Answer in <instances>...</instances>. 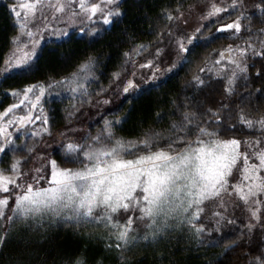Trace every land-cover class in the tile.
<instances>
[{
	"label": "snow or ice",
	"instance_id": "6c2138e0",
	"mask_svg": "<svg viewBox=\"0 0 264 264\" xmlns=\"http://www.w3.org/2000/svg\"><path fill=\"white\" fill-rule=\"evenodd\" d=\"M124 2L20 0L14 3L10 11L19 30L12 37L16 47L0 68V77L35 70L34 59L40 44L36 37L41 32L47 30L56 37L69 36L67 27L53 28L47 23L49 17L66 25L99 22L102 28L91 27L90 31L86 27L79 28L81 33L96 37L101 31H109L120 23L127 14L120 7ZM194 7L189 5L184 9L182 2H178L175 8L163 9L160 16L168 24L157 33L156 42L162 43L166 35L167 47H156L152 59L139 63L134 57L141 56L151 45H135L121 53L123 65L132 66L131 76L124 80V72L112 73L110 83L122 93H129L139 88L132 78L137 69H149L152 81L159 78L158 61L165 52L170 60L173 55L176 57L164 70L172 72L178 63L189 62L196 40L208 41L215 38V33L230 32L234 38H240L244 31L250 33L242 45H227L219 50L216 59L209 61L206 58L205 66L199 67L185 83L181 90L183 94L170 100V110L156 114L154 123H159L165 116L170 117L166 128H149L134 141L127 140L114 132V126L126 116L115 117L105 119L96 135L89 132L76 139V133L81 129L70 126L80 109L73 107L67 113L64 131L59 134L61 139L56 141L60 146L58 161L47 151L51 147L49 144L41 151H37L36 145L25 147V142L15 147L16 141L9 129L23 130L32 125L28 133L31 137L51 136L49 117L40 101L46 94L52 95L54 87L70 93L73 100L80 96L87 97L93 106L109 104L110 101L103 98L108 89L101 87L95 101L88 92V84L96 79L97 58L88 56L73 72L47 84L28 85L22 92L12 90V95L22 98L0 112V152L23 150L27 155L14 158L7 169L0 168V221L3 222L0 223V256L6 245H14L7 264H47L39 244L48 239V228L61 224L74 226L76 232L82 225L103 226L106 230L105 250L114 255L117 264H133L127 252L142 242H155L177 227L187 231L197 246L212 248L218 247L223 237H206L220 233L222 226L238 225L235 238L227 239L223 251L214 254L205 264H230L227 253L237 250L239 259H246V264H264V112L260 111V106L264 105V67L256 71L255 78L260 81L257 88L248 91L240 85L243 81L245 86H250L248 69L253 64L249 62V54L253 60L264 57V39L259 38L264 36V28H252L247 0H231L226 6L216 0L211 3L205 0L200 24L188 34L184 32L188 23L185 12ZM252 8L264 17V0ZM237 10L235 19L220 24L207 36H200L212 19ZM38 19L45 23L33 30ZM252 32L257 34L255 42ZM216 52L213 49V54ZM221 80L224 81L222 91L214 86ZM245 104L258 114H246L240 107ZM21 106L27 109L26 114L9 118ZM234 106L239 112V122L255 131V137L243 140L220 138L221 131L235 130V124H225L226 119H231ZM37 107L40 108L39 115L34 114ZM36 121L41 124L37 126ZM29 160L33 161V166L25 170ZM236 172L239 180L233 183ZM226 197L234 198L232 207L245 213L242 222L226 214L229 207ZM10 200H14L11 205ZM209 204L215 205V210L207 217L212 226L201 223L209 211ZM118 216L123 222L117 219ZM79 234L88 238L94 235L91 232ZM61 264H88V259L77 253ZM92 264H104L103 254Z\"/></svg>",
	"mask_w": 264,
	"mask_h": 264
},
{
	"label": "trees",
	"instance_id": "16d2710c",
	"mask_svg": "<svg viewBox=\"0 0 264 264\" xmlns=\"http://www.w3.org/2000/svg\"><path fill=\"white\" fill-rule=\"evenodd\" d=\"M201 0H125L120 5L126 10V15L119 24L113 25L109 31H101L98 36L93 37L79 31L80 27H86L89 31L91 27L102 28L101 23L97 22L92 25L87 23H77L74 29L69 33L68 37H60L45 41L37 47V57L34 59L35 70L26 74H9L7 78L0 77V112L7 106L14 103H19L22 98L12 95V90H22L33 84L51 82L52 79H60L76 69V66L88 56L97 58V63L94 69L96 79L88 84V92L91 94L93 101L97 99L96 93L103 87L108 89L104 93L103 98L110 101L107 105L93 106L87 97L77 96L74 100L71 99V94L64 92L59 87L51 89L52 95L46 94L41 98L40 105L44 112L49 117V125L52 135L45 134L42 137H31L28 135L32 129V125H27L23 130L13 131L12 136L16 141L15 147H19L22 142H25V147L36 145L37 151H40L42 142L51 141L53 149L50 152L53 158L60 160L59 144H54L55 139H61L60 133L64 131L68 121L67 113L73 107L79 108L80 112L74 119L70 127L77 128L81 126L83 121L85 129L76 133V139L85 133L96 135L103 126L105 119H114L115 117H125L120 124L114 126L115 135L124 137L127 140H135L140 137L143 131L149 128L157 130L168 126L170 117L165 116L159 123H154L158 112L167 113L170 108V100L178 94H183L182 89L187 81L197 73L199 67L205 66V59L209 61L218 57L219 50L227 45H242L244 39L250 33L244 31L240 38H234L230 32L215 33V38L208 41L198 39L195 42L193 51L189 54V62H180L177 67L168 75L158 78L156 81L138 82L135 77V83L139 85L137 90L129 93H122L120 89L111 84L112 73L116 71L124 72L123 79L127 80L132 73V66L123 65V57L121 53L138 44L151 45V48L146 49L139 57H134L138 62H144L149 58V52L154 55L155 48L162 46L168 41L167 36L162 43H157V33L165 28L168 21L164 20L160 13L165 8H175L178 2H182L183 8L188 9L189 5L199 3ZM20 0H0V68L3 67L12 50L16 46L12 37L18 33V28L14 24V17L10 11V6L18 3ZM261 3V0H256L255 4ZM227 2L222 6H226ZM254 5V4H253ZM252 15V28H264V17H260L255 13L253 8H249ZM237 12L222 13L218 18L212 19L211 23L200 33L201 37L207 36L209 32H214L220 24L228 23L235 19ZM247 23V22H246ZM127 33V34H126ZM253 42H255L257 34L251 33ZM264 39V36H260ZM259 47V44H257ZM213 49L217 52L213 54ZM249 62L253 64L248 69L250 74V86H245L243 81H240L241 88H247L248 91H253L260 84V81L255 78L258 68L264 67V57H255L254 60L249 54ZM227 63V62H225ZM139 70H136V74ZM127 78V79H126ZM224 81L216 83L214 86L221 89ZM191 91V86H189ZM59 92V95L55 93ZM34 99V96L31 97ZM219 98V97H217ZM244 112L248 115H257L255 109L249 105H241ZM22 112L24 106L17 108L15 111ZM260 111L264 112V105L260 106ZM18 114V113H17ZM35 115L40 114V108L34 110ZM175 118V117H172ZM41 121H36L39 126ZM225 124H235L233 131H221L220 138L227 139L236 137L242 139L245 137H253L257 133L247 129L239 122V112H232L230 120H225ZM56 142V140H55ZM55 146V147H54ZM27 155L23 150L12 151L11 149L0 152V168L7 169L14 158ZM32 160H29L25 165V170L29 168ZM77 166V165H64ZM138 214V213H137ZM121 219V217H117ZM126 219V217H125ZM121 222L123 220L121 219ZM0 223H3L0 221ZM201 223H207L212 226L205 217ZM239 226L221 227L220 233H213L211 237L206 239L223 237L220 240L218 247L207 248L206 245L197 246L195 241L190 238L187 231H181L179 227L168 233L163 234L162 238L152 243H140L126 255L133 261V264H205V261L212 259L214 254L223 251V244L227 239L235 238L238 233ZM93 233L92 238L81 236L79 233ZM48 239L39 244L40 252L46 256L47 264H61L62 261L77 253L85 255L88 259V264L103 254L104 264H117L114 255L109 254L105 250L106 230L101 227H96L95 224L81 226L79 232L75 231L74 226L61 224L60 226L52 225L47 230ZM14 245L8 244L4 248L3 255L0 256V264H7L8 257L12 253ZM230 264H246V259L241 260L238 256V250L227 253Z\"/></svg>",
	"mask_w": 264,
	"mask_h": 264
},
{
	"label": "rangeland",
	"instance_id": "374dc122",
	"mask_svg": "<svg viewBox=\"0 0 264 264\" xmlns=\"http://www.w3.org/2000/svg\"><path fill=\"white\" fill-rule=\"evenodd\" d=\"M212 2V0H208V3H211ZM216 2L217 3H219L221 6L222 5H224V3H231V0H216ZM255 2H256V0H247V5H248V7L249 8H251L252 6H253V4H255ZM195 5V7L191 10V11H186L185 12V18L187 19V21H188V23H187V25H186V27L184 28V32L185 33H188V34H190L196 27H198L199 26V24H200V20H199V17H200V15L202 14V9H204L205 8V0H201L199 3H197V4H194ZM74 6H75V3H74ZM78 10V9H77ZM57 15H60V14H57ZM65 16L67 15V13H65L64 14ZM45 23V21H43V20H37V22H36V25L33 27V30H35V27L36 26H40V27H42L43 26V24ZM47 23H50L51 25H52V27L53 28H65V27H67V29H68V31H69V33L75 28L74 26L75 25H66L65 23H57L55 20H53L51 17H49V20L47 21ZM37 39H40V44L41 43H43V42H45V41H48V40H51V39H56V38H60V37H56V36H54V35H50V34H48V31L47 30H45L44 32H41L40 34H38L37 35V37H36ZM168 43H169V41H167V42H165V43H163L162 44V46L160 45L159 47H161V48H166L167 47V45H168ZM39 44V45H40ZM16 47V46H15ZM14 47V48H15ZM12 54L13 53H11L10 54V57L12 56ZM154 55H155V53H154ZM154 55H150V57L149 58H146V59H152L153 58V56ZM176 59V57H175V55H173L172 57H171V60L169 59V56H168V54H167V52H165L163 55H162V58L158 61L159 63H160V68H161V72L160 73H157V76L158 77H160V78H162V77H165L166 75H168L170 72H165L164 70L165 69H167L168 67H169V64L173 61V60H175ZM4 63H5V61H4ZM139 63H142V62H139ZM179 64V63H178ZM3 67H4V64H3ZM137 70H139V72H137V74L134 76L135 77V79H137V81L138 82H141V81H146L145 83H147V82H152V80H150L149 78L152 76V72L149 70V69H137ZM229 72L231 71V69H229L228 70ZM133 77V78H134ZM127 79V78H126ZM156 81V80H155ZM154 82V81H153ZM10 106V105H9ZM9 106H7L6 108H8ZM5 108V109H6ZM4 109V110H5ZM24 109L25 110H23L22 112H18V110L17 111H13V113L12 114H10V117L9 118H11V115H15V116H20V115H25L26 114V111H27V109L25 108V106H24ZM3 110V111H4ZM18 113V114H17ZM84 122L85 121H83V122H81L82 123V125L80 126H78L77 128L78 129H81V131L83 130V129H85L84 128V126L86 125V123L84 124ZM9 131H11V129H9ZM12 133H13V131H11ZM256 136V135H255ZM255 136H253V137H255ZM253 137H249V138H253ZM244 138H242V140H243ZM56 141H57V139H55ZM55 140H53L54 141V144H57L56 142H55ZM45 144H49V145H51V144H53L51 141H48V142H46V140L45 141H43L42 142V145H41V147H40V151L41 150H43V148H44V145ZM55 147V146H54ZM51 148L53 149V146H51L50 148H48L47 149V151L49 152V153H51L50 152V150H51ZM33 166V161H32V163H31V165L29 166V168L30 167H32ZM27 170V169H26ZM237 180H239V173L238 172H236V173H234V176H233V178H232V182L233 183H235ZM226 199H229V207H228V210H227V215L228 216H234V217H237V218H239V220L242 222L244 219H245V213L241 210V209H237V208H234V207H232V205H231V202H232V200L234 199V198H228V197H226ZM11 203H14V200H10V205H11ZM207 208L209 209V211L206 213V218L208 217V215H210V212L212 211V210H215V205L214 204H209L208 206H207ZM129 215H131V213H128ZM120 217V216H119ZM125 218V217H124ZM209 221V220H208ZM210 222V221H209ZM211 223V222H210Z\"/></svg>",
	"mask_w": 264,
	"mask_h": 264
}]
</instances>
